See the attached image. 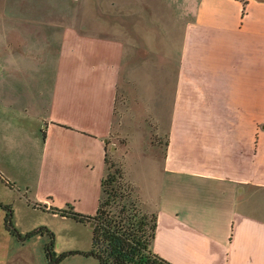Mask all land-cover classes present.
<instances>
[{"label": "crops", "instance_id": "0c3cea01", "mask_svg": "<svg viewBox=\"0 0 264 264\" xmlns=\"http://www.w3.org/2000/svg\"><path fill=\"white\" fill-rule=\"evenodd\" d=\"M126 1L107 0L98 29L47 1L0 15V202L21 235L45 224L35 211L94 214L107 148L123 163L133 152L108 141L140 117L149 169L125 176L156 215L152 251L171 264H264V0H158L172 29L160 35L131 31ZM4 217L0 264H36L37 249L41 264L47 236L19 239ZM69 248L54 247L81 250Z\"/></svg>", "mask_w": 264, "mask_h": 264}, {"label": "rangeland", "instance_id": "374dc122", "mask_svg": "<svg viewBox=\"0 0 264 264\" xmlns=\"http://www.w3.org/2000/svg\"><path fill=\"white\" fill-rule=\"evenodd\" d=\"M17 0H0V15H6L9 16L13 4ZM21 1V0H20ZM22 1H47L49 3V14L56 16H62L64 14V11H66L67 17L73 18L75 15V12H78L79 15H82L84 20L90 23L89 26L93 27L94 29L100 28L97 23L103 22L100 18L101 13L102 16L105 17L106 10L104 9L101 11L100 9H103L102 7H107V0H22ZM121 3H123L124 0H119ZM126 3L130 4L132 9V19L129 17L130 22L128 23L129 29L143 32V34L151 35L152 31L153 33H156L158 30V35L161 34L160 31L166 30L167 34H170L171 24L167 22L169 21L168 17H165L164 9L160 5H158V0H127ZM100 11V12H99ZM134 15V16H133ZM163 16V17H162ZM134 17L136 19H134ZM166 18V19H165ZM100 21V22H99ZM128 22V21H127ZM146 32V33H145ZM176 36V34H175ZM134 96L133 93L129 95V99ZM132 102V100H129ZM140 111V110H139ZM137 111V115L140 114V112ZM125 123H128L124 129H121V132L117 135H112V140L110 139L108 141V145H120L126 143V141L129 139L131 141L132 146V155L130 153V150L127 152V155H125L124 163L122 160V157H120L119 152H114V149L107 148L106 152V171H105V178L108 176V174H113L115 176L114 182L111 184H108L107 181L105 185L103 186L104 194L103 198H107L108 195L115 194L118 197H123L124 200H134L137 204L140 205V202L138 200V197L136 195V191L133 187V185L128 181L126 178V169L129 173L134 174L138 180H146V176L143 172V169L146 170L145 166L139 165V159L143 157V155H140V148L143 144L144 140V130L140 125V117L133 118V120H122ZM147 123L150 124V139L152 143L155 141H158L159 138L156 137L155 131H154V125L151 119L147 121ZM115 142V143H113ZM160 148L158 149V152H160ZM122 154V153H121ZM129 165V166H128ZM149 169V168H148ZM104 178V179H105ZM9 206L12 209V216L11 221L14 225L15 220V213L13 214V210L15 207L12 204H9ZM58 215H53L50 212H43V211H35L33 213L34 220L37 221H43L42 223H45L43 225H38V227H44L46 231L43 232L44 235L47 236L48 240L50 241L51 237L49 233L53 234V248H64L67 249L68 247H73L69 249H81V250H87L91 246V232L89 230V227L81 222L77 221H69L64 219L63 217H60L61 215L59 213H56ZM21 216V213H19ZM60 215V216H59ZM67 227L68 229H71V233H74V236L72 239L68 236H63L59 234V231L61 228ZM24 235V234H23ZM60 235V236H59ZM66 235V234H65ZM46 241V242H47ZM45 242V243H46ZM55 250V249H54ZM40 252H37L35 254L36 256V264L39 263L38 260L40 259ZM42 255V259H43ZM89 264H97V260L94 258H88L85 259ZM47 262L45 256L44 261L41 262V264H45ZM48 263V262H47Z\"/></svg>", "mask_w": 264, "mask_h": 264}, {"label": "trees", "instance_id": "16d2710c", "mask_svg": "<svg viewBox=\"0 0 264 264\" xmlns=\"http://www.w3.org/2000/svg\"><path fill=\"white\" fill-rule=\"evenodd\" d=\"M105 175L101 182V193L98 207L94 214L84 215L68 209L50 208L53 213L72 217L79 222L87 223L91 228V246L87 250H69L56 253L53 248V234L44 246L48 264H58L69 255L80 254L95 258L99 264H171L156 255L151 249L155 235L156 215L146 212L134 200H124L115 194L103 198L106 181L114 182L113 174ZM0 209L5 212L6 229L18 237L26 239L34 234L46 231L38 227L21 235L11 221L12 209L9 204L0 202Z\"/></svg>", "mask_w": 264, "mask_h": 264}]
</instances>
